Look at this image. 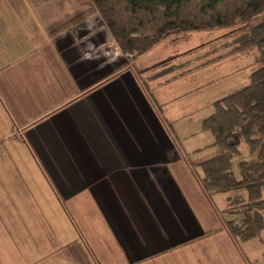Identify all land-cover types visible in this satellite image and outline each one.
Segmentation results:
<instances>
[{"label": "crops", "instance_id": "1", "mask_svg": "<svg viewBox=\"0 0 264 264\" xmlns=\"http://www.w3.org/2000/svg\"><path fill=\"white\" fill-rule=\"evenodd\" d=\"M84 1L0 0V262L169 264L158 256L206 236L161 107L172 80L177 132L194 134L183 88L194 67L162 82L139 70Z\"/></svg>", "mask_w": 264, "mask_h": 264}, {"label": "trees", "instance_id": "2", "mask_svg": "<svg viewBox=\"0 0 264 264\" xmlns=\"http://www.w3.org/2000/svg\"><path fill=\"white\" fill-rule=\"evenodd\" d=\"M120 51L136 59L174 33L214 31L239 26L236 51L256 48L259 65L246 86L212 104L202 130L213 137L214 156L198 164L207 194L227 195V235L236 242L258 238L264 230V0H89ZM262 13V14H261ZM250 160L238 163L240 145ZM246 195V198H244Z\"/></svg>", "mask_w": 264, "mask_h": 264}, {"label": "rangeland", "instance_id": "3", "mask_svg": "<svg viewBox=\"0 0 264 264\" xmlns=\"http://www.w3.org/2000/svg\"><path fill=\"white\" fill-rule=\"evenodd\" d=\"M84 2L90 1L85 0ZM97 20L99 19L97 18ZM239 26L214 31L174 33L135 60V65L139 70L149 73L152 69H157V72H164L163 76H157L160 82L163 79L175 78L179 73L185 75L188 69L194 67L192 71H189L194 74L188 75L185 79L188 86L183 87L185 92H187L186 89L190 92L188 93L189 97H192L184 110L186 117L188 116L185 122L194 130V134L184 135L177 132V129L179 131L180 120L182 123L184 120L175 119L177 117L175 113L183 104L180 105V101L175 100L181 93L175 94L174 91H170V87H166L168 83H172V80L168 83H162L165 86L164 90H169L173 96L168 108L164 109L162 105L161 107L164 110L162 120L168 119L171 122L169 125H172V128L168 124L166 125L167 133L182 145L181 149L184 154L182 161L174 163L172 170L176 173L180 183L182 182V189L189 195V201L205 228L206 236L204 237L205 240L199 244L181 247L173 252L167 251L168 253L165 252L158 256L159 258L169 256V264H174L176 261L187 264L188 261L196 260L197 256L200 258L201 264H264V230L258 238L248 242L239 243L232 240L224 229V223L230 219L238 220L239 217L226 213L227 195L224 193L207 194L199 186L200 183L198 184V177L199 175L201 177L202 174L198 163L214 156L217 150L211 146L213 143L212 135L199 128L200 122L196 121L195 118L201 117L206 110H210L209 101L212 97H216L215 100H217L246 86L251 73L259 65V62H256V57H258L256 48H246L241 51L233 49L236 46L235 40L239 39L241 35ZM127 58L129 59L128 56ZM203 85L211 89V98L208 99V102L206 99L195 102L197 100L194 97L196 92L193 91ZM196 104L202 106L203 109L199 112L194 111ZM211 112H213L212 104ZM198 149H202L200 154L195 152ZM240 150L242 156L232 161V168L237 178L241 176L238 167L239 161L251 159L245 145L241 144ZM244 196L246 198V195ZM67 238L70 237L67 236ZM21 251V255L25 254L22 248ZM180 257L186 260H180ZM19 259L21 260L14 264H29L32 261L31 259L28 260L29 257L23 258V256H20ZM0 264L9 263L0 262Z\"/></svg>", "mask_w": 264, "mask_h": 264}]
</instances>
